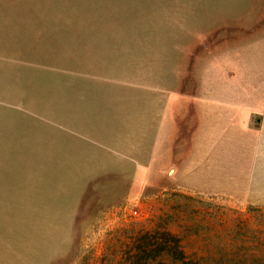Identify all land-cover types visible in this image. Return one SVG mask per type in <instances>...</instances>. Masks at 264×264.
Wrapping results in <instances>:
<instances>
[{"label":"rangeland","instance_id":"rangeland-1","mask_svg":"<svg viewBox=\"0 0 264 264\" xmlns=\"http://www.w3.org/2000/svg\"><path fill=\"white\" fill-rule=\"evenodd\" d=\"M241 102L264 104V0H0V264H264Z\"/></svg>","mask_w":264,"mask_h":264},{"label":"crops","instance_id":"crops-1","mask_svg":"<svg viewBox=\"0 0 264 264\" xmlns=\"http://www.w3.org/2000/svg\"><path fill=\"white\" fill-rule=\"evenodd\" d=\"M216 68H215V67ZM214 70H217V72L219 71V68H217L216 65H213ZM213 70V71H214ZM241 77H243L242 73H241ZM241 88V86L239 87ZM238 93V92H237ZM210 100V99H209ZM236 106L238 107V109H242L243 110V115L242 116V124L250 129L251 131L249 132L251 135L254 136V142L253 144L255 145V151L253 152L252 156H253V160L251 162H249L247 164L249 171L248 176L251 174H256L259 175V173L256 171L260 168L264 167V153L259 152L260 151V146H263L264 144V104L261 105H252L249 106L248 104H244V103H237ZM224 109V110H223ZM225 111V113H227V107H223V106H219L215 103L214 105H209L208 106H201L200 109V116L198 117V120H196L194 126H198L197 127V139L195 140L194 144H208L209 147L206 151H204L205 149H203V151H198V152H194L195 155H193V161H192V166L193 168H195V164L201 160L203 158L206 159L207 154H209L211 152V150H213V146L216 143V129L218 127H221V121L220 120H228V116L225 117V115L223 114ZM257 113H261L260 115V122H257L256 125L254 126H249V118H251L252 116H254ZM218 119H219V124H218ZM254 145H252V149L254 147ZM257 150V151H256ZM211 156H210V162H211ZM204 167L203 169H200L199 171H196L195 169H193V176L194 178H196V181L198 183H200V185H202L203 183H206V179L208 178L209 182L211 183V179L213 180V176L211 175L210 171L206 172L205 168H208L209 165L207 163L203 164ZM214 166H216L215 161H214ZM203 170V171H202Z\"/></svg>","mask_w":264,"mask_h":264}]
</instances>
